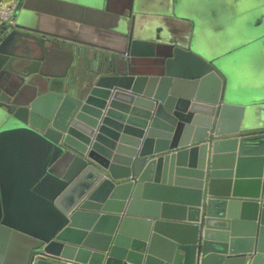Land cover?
Returning a JSON list of instances; mask_svg holds the SVG:
<instances>
[{
    "label": "water",
    "instance_id": "1",
    "mask_svg": "<svg viewBox=\"0 0 264 264\" xmlns=\"http://www.w3.org/2000/svg\"><path fill=\"white\" fill-rule=\"evenodd\" d=\"M139 11L16 0L0 23V264H264V90ZM88 32L116 45L77 75Z\"/></svg>",
    "mask_w": 264,
    "mask_h": 264
},
{
    "label": "crops",
    "instance_id": "2",
    "mask_svg": "<svg viewBox=\"0 0 264 264\" xmlns=\"http://www.w3.org/2000/svg\"><path fill=\"white\" fill-rule=\"evenodd\" d=\"M139 1V26L157 29L161 35L169 34L178 41L189 39L194 49L206 57L233 52L240 89L245 94L249 90L254 93L264 90V0ZM15 2L0 0L2 5ZM177 5L185 11L178 10ZM85 38L90 44L80 46L74 60L77 75L86 74L92 66L103 63L109 47L116 45L108 35L88 32ZM251 41L259 42L246 53H236V49ZM259 83L260 87H255Z\"/></svg>",
    "mask_w": 264,
    "mask_h": 264
},
{
    "label": "built area",
    "instance_id": "3",
    "mask_svg": "<svg viewBox=\"0 0 264 264\" xmlns=\"http://www.w3.org/2000/svg\"><path fill=\"white\" fill-rule=\"evenodd\" d=\"M15 3L12 5H2L0 4V23L2 21H7L8 23H13L14 20L11 17V14L14 10Z\"/></svg>",
    "mask_w": 264,
    "mask_h": 264
},
{
    "label": "rangeland",
    "instance_id": "4",
    "mask_svg": "<svg viewBox=\"0 0 264 264\" xmlns=\"http://www.w3.org/2000/svg\"><path fill=\"white\" fill-rule=\"evenodd\" d=\"M178 2L180 3V0H177V3H178ZM180 5H181V4H180ZM181 6H182V5H181ZM177 9H178V10H182V9H180V6H178V5H177ZM182 11H185V10L183 9ZM250 63H251V60H250ZM250 63H249V64H250ZM262 80H263V79H262ZM259 85H260V83H259V84H255V87H258ZM259 87H260V86H259ZM249 91H250V90H249Z\"/></svg>",
    "mask_w": 264,
    "mask_h": 264
}]
</instances>
